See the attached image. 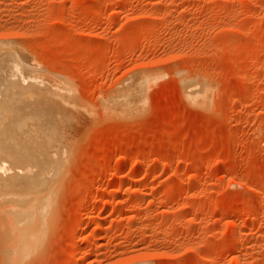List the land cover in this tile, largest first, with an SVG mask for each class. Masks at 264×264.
<instances>
[{
    "label": "rangeland",
    "instance_id": "obj_1",
    "mask_svg": "<svg viewBox=\"0 0 264 264\" xmlns=\"http://www.w3.org/2000/svg\"><path fill=\"white\" fill-rule=\"evenodd\" d=\"M59 145L0 264H264V0H0V150Z\"/></svg>",
    "mask_w": 264,
    "mask_h": 264
},
{
    "label": "bare ground",
    "instance_id": "obj_2",
    "mask_svg": "<svg viewBox=\"0 0 264 264\" xmlns=\"http://www.w3.org/2000/svg\"><path fill=\"white\" fill-rule=\"evenodd\" d=\"M13 76L15 77V79L16 78L18 79L19 73L16 70H13ZM11 81H13L12 78H11ZM137 85L138 84L134 85L135 87L133 86L132 88L129 87L130 89L128 91L130 90L132 91L135 90V92L139 91L141 87L140 85L138 86ZM203 91L204 89L200 88L199 90H197L198 93L194 91V92H190V95L196 94L198 96L200 93L203 96V97L201 96V98L208 102L209 100L207 98H209L208 96L209 91L207 90L208 91L207 92L205 88V91L208 93V95H206V92L204 93ZM197 99H195V101ZM192 100L194 99L192 98ZM66 112L67 111L64 112V109H63V111L59 113L60 114L59 117H60V120L62 118L64 120L65 116L68 117L64 121L66 125H68L67 124L68 122L70 125L73 123L72 121H74V120H69L71 119L69 116L70 115L73 116L72 115L73 112L71 114L69 112L67 113ZM62 124H63V121H62ZM69 125L67 128H69ZM70 126H73V125H70ZM12 130L15 131L14 132L15 134L16 133L15 126H14V129L10 130L11 133L13 132ZM65 131H66V128H65ZM11 133L10 135H12ZM8 134L9 133H7V135ZM7 135L5 136L6 138H7ZM10 135H8V137ZM14 137L18 139L17 138L18 132L15 136L13 135V138ZM63 139H64V142L67 143L65 138ZM60 144H62V142H60ZM18 145L20 144H17V147ZM62 145H59V147ZM68 145H65L68 147V151L66 150L67 148L65 146L60 147L59 150H57L55 157H50L49 160H43L40 162H37L31 158H28L29 156H25L26 149L24 148L22 149V151L24 150V152L21 155L18 153H17L18 155L11 154L13 153V150L10 151L8 150V148H7V151H6L7 153H6L4 151L6 148L4 147H3L4 150H0V217H1L0 220H2L0 231H1V236L3 237V241H4V249H5V255H6L5 259L7 261H10V262L13 260L22 261L26 257H28L37 247V241L40 235L39 233L41 231L40 222H41V219H43V212L46 210V208L50 207V201H51L50 197L53 193V190L55 186L59 184V182L63 179L65 175V168H66V163H67V159L69 155L68 154L66 157V153L70 152L69 149H71L70 145L69 146ZM9 146L11 145L8 144V147ZM24 146L26 148L27 145H24ZM52 170H53V173L51 174L53 175L51 177L49 176L51 175L49 174V172ZM48 177H51V178L48 179ZM51 188H52V192L48 193L51 191ZM43 191H47L46 194L48 193L47 195H45V198L41 195ZM137 264H141V263H137Z\"/></svg>",
    "mask_w": 264,
    "mask_h": 264
}]
</instances>
